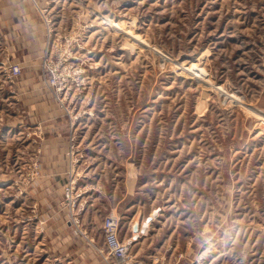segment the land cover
Segmentation results:
<instances>
[{"label": "rangeland", "instance_id": "rangeland-1", "mask_svg": "<svg viewBox=\"0 0 264 264\" xmlns=\"http://www.w3.org/2000/svg\"><path fill=\"white\" fill-rule=\"evenodd\" d=\"M110 215L130 264H264V0H0V264H115Z\"/></svg>", "mask_w": 264, "mask_h": 264}, {"label": "built area", "instance_id": "built-area-1", "mask_svg": "<svg viewBox=\"0 0 264 264\" xmlns=\"http://www.w3.org/2000/svg\"><path fill=\"white\" fill-rule=\"evenodd\" d=\"M18 72L19 68L14 67L13 73ZM103 236L108 255L114 259L115 264H130V245L119 237V219L116 216H107L103 221Z\"/></svg>", "mask_w": 264, "mask_h": 264}, {"label": "bare ground", "instance_id": "bare-ground-1", "mask_svg": "<svg viewBox=\"0 0 264 264\" xmlns=\"http://www.w3.org/2000/svg\"><path fill=\"white\" fill-rule=\"evenodd\" d=\"M103 19V17H102ZM103 22V21H102ZM110 24L111 27H113L114 29L118 30V31H121L123 32L125 35L129 34L131 28L130 27H126L125 23L124 22H112V21H109L108 22ZM107 21H106V24H108ZM128 26V25H127ZM135 38V37H134ZM136 39H139V38H136ZM186 71H187V74H190V75H194V72L195 70L197 71V73L199 75H202V72H203V69H201V67L199 68L198 65L194 64V63H190L186 68H184ZM184 70V71H185ZM183 71V70H182ZM186 73V72H185ZM196 77V76H195ZM150 219H153V217H150ZM151 224V221H143V222H139V227H138V233L137 235L139 234H143V233H147L148 229H149V226ZM136 235V236H137ZM144 235V234H143ZM119 237H120V232H119ZM121 239V237H120ZM102 240H103V245L104 247L106 248L105 246V243H104V236L102 234ZM123 240V239H121ZM124 241V240H123Z\"/></svg>", "mask_w": 264, "mask_h": 264}, {"label": "crops", "instance_id": "crops-1", "mask_svg": "<svg viewBox=\"0 0 264 264\" xmlns=\"http://www.w3.org/2000/svg\"><path fill=\"white\" fill-rule=\"evenodd\" d=\"M58 171H59V170H58ZM55 173H57V174H58L59 172H55ZM120 237H121V238H125V237H123V236L121 235V233H120Z\"/></svg>", "mask_w": 264, "mask_h": 264}, {"label": "water", "instance_id": "water-1", "mask_svg": "<svg viewBox=\"0 0 264 264\" xmlns=\"http://www.w3.org/2000/svg\"><path fill=\"white\" fill-rule=\"evenodd\" d=\"M148 219H150V217H149V218H147V220H148Z\"/></svg>", "mask_w": 264, "mask_h": 264}]
</instances>
